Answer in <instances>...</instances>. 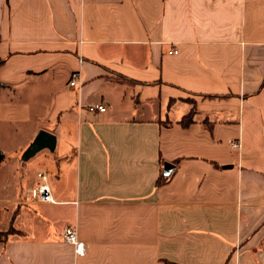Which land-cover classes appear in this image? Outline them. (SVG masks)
Masks as SVG:
<instances>
[{"label":"crops","instance_id":"obj_1","mask_svg":"<svg viewBox=\"0 0 264 264\" xmlns=\"http://www.w3.org/2000/svg\"><path fill=\"white\" fill-rule=\"evenodd\" d=\"M0 58V264H264V0H0Z\"/></svg>","mask_w":264,"mask_h":264},{"label":"built area","instance_id":"obj_2","mask_svg":"<svg viewBox=\"0 0 264 264\" xmlns=\"http://www.w3.org/2000/svg\"><path fill=\"white\" fill-rule=\"evenodd\" d=\"M77 79V73L73 72L71 75V79L69 81L70 85H74ZM86 109L89 112H95V111H105L106 107L101 103L96 104H89L86 106ZM231 146L233 148L238 146V141L232 140L230 142ZM39 177H43L42 173H38ZM29 197L31 200H38V201H52V195L50 193L49 187L44 182H39L35 184L33 187L29 190ZM63 238L71 243L74 247V252L77 256H83L86 253V246L83 241H81L78 238V234L75 228L71 226H66L63 229Z\"/></svg>","mask_w":264,"mask_h":264},{"label":"water","instance_id":"obj_3","mask_svg":"<svg viewBox=\"0 0 264 264\" xmlns=\"http://www.w3.org/2000/svg\"><path fill=\"white\" fill-rule=\"evenodd\" d=\"M55 146V135L46 130H39L35 135L32 142L28 145L23 153V159H27L33 156L37 151L42 148H48L53 150ZM169 164H165V172H168L170 168H167ZM172 166V165H171Z\"/></svg>","mask_w":264,"mask_h":264},{"label":"trees","instance_id":"obj_4","mask_svg":"<svg viewBox=\"0 0 264 264\" xmlns=\"http://www.w3.org/2000/svg\"><path fill=\"white\" fill-rule=\"evenodd\" d=\"M2 62H3V59L0 58V65L2 64ZM0 86H1V83H0ZM193 115H194V110L191 109L186 115H184L179 120V123L183 126H187L189 123H191L193 121ZM164 181H165V179H164ZM158 183H160V181H158ZM10 234H21V233L18 230H15L14 228L10 227L6 231H0V241L1 242L6 241ZM166 264H178V263L166 261Z\"/></svg>","mask_w":264,"mask_h":264}]
</instances>
